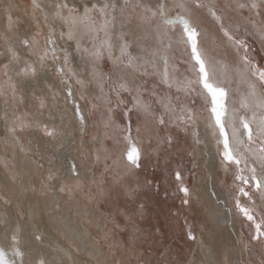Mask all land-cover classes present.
Returning a JSON list of instances; mask_svg holds the SVG:
<instances>
[{"label": "rangeland", "instance_id": "1", "mask_svg": "<svg viewBox=\"0 0 264 264\" xmlns=\"http://www.w3.org/2000/svg\"><path fill=\"white\" fill-rule=\"evenodd\" d=\"M24 1L35 18L34 35L26 37L10 13V32L21 49H11L10 58L0 61V101L6 104V111L0 110V119L6 123L4 137L8 139L9 133L13 140L9 150L15 157L19 149L31 146L30 134L45 136L49 160H45L44 147L38 145L34 146L36 152L29 149L28 157L37 168H46V174L52 176L41 187L44 199L52 207L51 213L68 217L75 228L83 220L93 232L94 237L83 234L88 243L82 246L79 239L70 240L79 257L89 262L100 259V264H208L202 249L205 246V251L211 250L204 234L209 219L199 193L200 186L208 182L219 188L227 208L237 219L233 239L237 240L238 249L222 245L233 256L240 248L244 264H264V237L253 239L255 225L236 207L239 186H243L251 199L240 195V203L253 210L259 223L264 218V191H257L254 182L241 185L235 180L236 167L222 163L209 127L210 112L199 94L200 86L193 84L195 91L183 90L187 81L196 76L190 48L182 42V25L176 20L170 26L165 17L157 14L158 6L163 4L169 18L183 16L190 21L200 34L199 48L214 69L213 78L227 91L228 113L231 116L236 110L237 116H251V111L241 108V101L249 97L251 85H255L258 96L264 95V86L252 75L243 57L246 54L264 68V0H109L111 4L103 15L100 9L105 0H98L101 4L80 0L79 6L63 2L57 5L67 7L59 9L61 18L57 21L60 29L66 27L65 34L53 28V22L45 21L42 9L34 7L32 0ZM83 1L89 4L84 6L88 12L82 23L85 11L79 8ZM253 3L256 8H252ZM69 9L73 11L70 13ZM210 9L220 16L219 22ZM69 17L71 24L65 22ZM106 20L110 23L104 28ZM221 23L236 40L242 39L246 48L229 40L221 31ZM129 25H135L130 36L124 28ZM70 29L72 39L68 38ZM50 33L54 40L51 45L47 43ZM33 37V47L20 43L23 39L31 42ZM53 47L55 55L50 52L41 66L39 55ZM32 48L34 54L29 51ZM22 50H27V58L34 61L35 76L21 73L25 67L19 63ZM13 52L18 59L13 58ZM3 57L0 51V59ZM55 58L60 59L65 73H57L60 66L55 65ZM14 65L20 72L13 69ZM21 77L27 89L36 87L32 77L44 83V89L35 96L34 114L24 107ZM45 77L50 78L49 83L42 80ZM69 87L74 94L71 98L67 95ZM44 90L50 93L49 100L45 99ZM72 102L78 103L84 122L87 120L83 136L77 128ZM173 105L185 111L190 109L192 119L180 123L176 113L170 111ZM36 117L46 121L35 125ZM160 117L163 124L159 123ZM45 126L55 131L53 137L44 134ZM129 135L141 152L139 168L126 159L130 145L125 137ZM195 135L209 142L207 146L197 142ZM210 155L217 156L218 161L209 160ZM72 161L78 166L77 174L68 170ZM3 167L15 175L12 164ZM177 172L180 181L176 179ZM257 177L264 179V169L257 168ZM181 183L188 189L187 204L183 203ZM3 201L11 205L7 198ZM189 229L195 239H189ZM40 261L35 260L36 264ZM219 261L232 264L221 247Z\"/></svg>", "mask_w": 264, "mask_h": 264}, {"label": "bare ground", "instance_id": "2", "mask_svg": "<svg viewBox=\"0 0 264 264\" xmlns=\"http://www.w3.org/2000/svg\"><path fill=\"white\" fill-rule=\"evenodd\" d=\"M63 2H66L67 5L79 6L77 4L80 2V0H36V3L43 11V14L45 15V17H47L48 21H45L49 23L53 22V28H57L63 34H65L66 27H61L60 29L58 25L59 22L57 21L61 18V16H57L55 14L57 11V4ZM93 2L101 4L98 0H93ZM105 2L107 5L111 4L109 0H105ZM88 4L89 3L83 1V5L80 6L79 11H86L84 9V6ZM10 13H12L13 16L17 19L16 22L19 29L23 32L24 35H26V37H29L30 34L34 35L33 29L35 18L32 14V11L27 7V2H25L24 0H0V51L4 54V57L0 59L1 62H5L6 59L10 58L11 49H21V47H19V43L14 40L10 32ZM124 28L129 32V36L135 31V25L125 26ZM5 39L8 42H5ZM22 51V56H19V63L21 64V66L26 67L28 64L34 65V61L29 60L25 54L27 50ZM29 51L34 54L33 48ZM55 62V65L60 66L64 72L63 64L61 63L60 59L55 58ZM15 66L16 65L13 66V69H15V71L17 72H20V70ZM32 79L34 80V85H36V87L30 86L28 89L26 87L27 83L24 82V79H22V77L21 79H19V81H21L22 83L21 86L24 90V96L26 98L24 101V107L30 114H34L32 107L35 104V96L38 95L39 92L42 91V89H44V83L39 82V78L32 77ZM42 80L46 83L48 81L50 82V78L45 77L42 78ZM43 92L45 99L49 100L50 93L45 90ZM73 102L72 111H74L75 113L74 104L78 105V103ZM5 109V102H1L0 110L4 111ZM80 112L82 113L83 111L80 109ZM10 113L13 114L11 111ZM46 115L51 117V115H48V113ZM74 117H76L78 131L80 135L83 136V125L85 124L86 126L87 120L85 119V122L81 124L76 114L74 115ZM36 118L37 122L35 125L42 123V121H46L45 118ZM64 119L62 121H64ZM50 120L48 119V122ZM5 134L6 123L2 119H0V192L2 195L0 196V248L4 249V251L8 254L7 258L12 261L13 264H36L35 260L37 259L41 260V264H100V259H95L89 262L85 260V258H80V255L77 254V252L73 248V245L70 244L71 239H79L80 246H82V244L84 245L85 243H88L84 240L83 234H89L90 237H94L91 229L86 226L87 223L85 224L83 220H79L78 227H73V225L70 224L68 217L64 218L57 213H51L52 207L49 201L44 199V196L41 192V187L48 183L47 180L49 179V175L46 174L47 169L37 168L35 162H33L28 157V154L30 153L29 149L36 152V148H34L35 145L43 146L44 148L42 151H45L44 154L47 155L45 160H49L50 152L45 148V136L42 135L36 137L34 133L30 134V138L32 139L30 140L31 146H29V149L27 150H20L18 148L19 153L15 157L14 154L9 150V143L13 140L10 138L9 133V137L8 139H6L7 137H4ZM195 137L199 141V143L203 145L202 143L204 142V140L202 139V137L198 135H195ZM207 143H205L206 146ZM32 157L33 159L36 158V156ZM19 160L21 161V164L24 162V165L22 164L23 166H21ZM209 160H213L212 162H217L218 157L215 155H210ZM69 161L70 160H68V162ZM4 164H12L14 166L13 169H15V175H10V173L5 170L3 167ZM255 164L257 168H261L259 163H257L256 161ZM216 165L219 166L218 163ZM68 173L70 174V171H68ZM199 189L201 199L200 201L205 204L208 215L207 217L209 219V227H206V229L204 230V234L208 238L211 249L210 251H205L206 247L203 246L202 250L204 251V254H207L206 257H204V255L203 257L207 258L208 264H223L221 261H219V250L221 247L224 253H227L228 256L232 259V264H244L242 263L241 256L239 254V251L241 252V249L239 248V251L237 250V240L233 239V227L237 230L238 226L237 219L235 215L232 214L233 211L227 208L224 196L219 191V188L215 186V184L210 186L209 183L206 182L205 185L203 187L200 186ZM3 198H7L11 202V205L9 206L8 203L4 202ZM13 237H15V240L13 239ZM37 237H40V239H37ZM222 243L225 246H236V255L233 256L229 254L227 249H225L227 246H223ZM16 249L20 251V253L22 254L21 256H15L12 254ZM231 252L233 253L235 251L231 248Z\"/></svg>", "mask_w": 264, "mask_h": 264}, {"label": "snow or ice", "instance_id": "3", "mask_svg": "<svg viewBox=\"0 0 264 264\" xmlns=\"http://www.w3.org/2000/svg\"><path fill=\"white\" fill-rule=\"evenodd\" d=\"M33 6L39 7L36 3V0H33ZM198 6H202L199 5ZM61 7H67V5H57V12L55 13L57 16L61 15L59 9ZM93 7H96L93 5ZM109 5L105 4L104 8L100 9L101 14L103 15L105 9L108 8ZM112 7H115L114 5ZM240 7H244V5H240ZM257 5L255 3L252 4V8H256ZM73 10L69 9L71 13ZM211 14L215 17V19L219 22L221 20L220 16L216 14V12L210 9ZM157 14L165 17L166 22L170 26H174L176 20L179 21V24L182 25L183 29V37L182 42L190 48V56L193 61L192 71L195 73L196 79L188 80L186 85H184V91H195L192 88L193 84H198L200 86V95L203 97L205 104L207 106V110L210 112L212 123L209 125L212 129V135L216 138V143L218 145L219 154L222 158V163L226 165H234L237 169V174L235 175V180L240 181L241 185H249L250 182H254V187L257 191H264V179L257 177V168L256 164L252 162L254 159L257 163H259L261 169H264V95H257V91L255 85H251L249 97H245L241 101V108L251 111V116L247 115H239L237 116L236 110H233L232 115L229 117L228 108L226 106V96L227 91L224 87H222L214 77V69L209 64L208 60L205 58L203 52L199 48V32L196 28H194L190 21L183 16L169 18L167 11L165 9V5L160 4L157 9ZM47 19V17H45ZM87 19V10L85 11L84 17L81 18V22L83 23ZM66 23H73L71 17L65 18ZM110 21H105L103 25L104 28H107ZM221 31L223 34L229 39L234 41L239 47L246 48L245 42L241 40H236L226 29H224L223 24H220ZM68 38L72 39L71 29L68 33ZM21 43L25 47H33L35 44V37L30 42L28 39H23ZM49 45L54 44V40L51 38V33L47 40ZM55 48L45 49L41 55H39V61L41 66H43L45 60L49 57V53L54 56ZM13 58L18 59V56L15 52H13ZM65 63H67V56L64 57ZM246 64H248L251 68L252 75L257 77L262 86H264V68H261L259 65L255 64L251 60L248 59L247 55L243 57ZM164 63L167 66V59L164 58ZM57 73L63 74V69L57 68ZM70 72V70H69ZM21 73L25 76H35L36 68L31 64H28L26 67L21 69ZM165 82L168 81V72L165 69L164 72ZM63 82V81H62ZM14 88L15 85H12ZM123 87V86H122ZM67 95L69 98L72 97V91L69 87L67 89ZM139 104V102H137ZM43 107V104H41ZM146 107V106H144ZM75 114L78 117L81 124L84 123V116L80 112V108L78 105L74 104ZM257 110H259V115L257 114ZM170 111L176 113V119L180 123H186L188 120L192 119L191 110L185 111L184 108H179L173 105ZM159 123L163 124V117L159 118ZM231 129L229 133L228 129ZM10 131H15V129H10ZM44 134L53 137L55 135V131L52 129H48L46 126L43 127ZM125 139L128 141L130 147L126 153V159L129 164L133 167H140V157L141 152L139 148L132 142L131 136H126ZM170 142V138H169ZM199 142V141H197ZM235 144L237 147H233ZM243 151H240V149ZM23 150V149H21ZM77 164L71 163L69 165V170L73 174H77ZM247 171L248 175H245ZM49 179H52V176L49 175ZM176 179L178 181L181 180V175L179 172L176 173ZM63 191V188H61ZM180 191L184 193L185 199L183 203L187 204V195L188 189L183 186L181 183ZM243 195L251 199L249 192L245 190L243 186H239V194L236 197V207L237 209L247 218V220L253 222L256 229V235L253 236L254 240L259 239L260 237H264V218L260 220L259 223L255 221V218L252 214L253 210L247 207H244L240 203L239 196ZM189 239H195L191 230L188 231ZM15 240V237H13ZM40 239V237H37ZM13 255L21 256L22 254L18 249L14 250ZM8 254L4 251V249L0 248V264H13L7 258Z\"/></svg>", "mask_w": 264, "mask_h": 264}]
</instances>
